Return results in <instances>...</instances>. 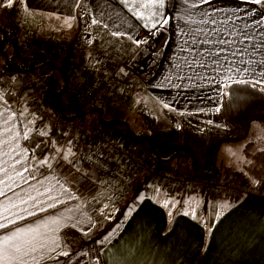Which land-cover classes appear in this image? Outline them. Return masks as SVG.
Listing matches in <instances>:
<instances>
[{"label":"crops","instance_id":"obj_1","mask_svg":"<svg viewBox=\"0 0 264 264\" xmlns=\"http://www.w3.org/2000/svg\"><path fill=\"white\" fill-rule=\"evenodd\" d=\"M25 4L27 10L25 5H19L18 14H21V19L20 24L19 21L17 22L20 28L27 30L26 33L36 32L43 37L53 35L59 39L66 31L74 36L76 31L80 30L79 37L85 43V39L81 37L88 29L92 38L98 39L102 47H98L96 42H94V47L97 49L95 52L90 47H85L84 66L94 67L102 74H107L119 59L139 49L141 44L137 45L134 43L135 40L144 41L155 29L167 30L170 34L169 39L156 60L154 73L144 82L146 85L144 87L152 88L151 82H157L154 88L166 93L165 101L168 106L179 114H185L184 120L179 123L180 126H177L182 132L180 141L185 140L189 133V143H184L182 146L191 147L192 150L189 152L195 156L199 165L209 168L216 164L221 170L240 172L253 190H239V197L232 200L229 197L205 195L202 192L197 195L194 191L198 190L181 189L172 192L156 185L157 188L152 189L150 195L143 196L145 197L143 202L139 203L137 210L111 241L100 245L94 241H98L112 227L105 226L107 220L98 215L97 206L100 202L98 198L92 197L93 194L90 195L88 187L92 186L95 189L96 182L102 183L103 188L107 187L96 175L83 172L76 162L73 166L64 161L57 169L54 166L51 169L37 168L32 173L36 178L30 179L28 183L20 181V186L14 187V192L19 193L21 198L27 199L29 193L33 196L37 195L35 189L44 192L45 188L55 186L51 193L38 196V200L46 201L48 195L68 200L67 194H61L60 184H63L80 199L70 200L55 209L40 212L39 207H32V201L28 204H20L14 192H8L7 196L17 203L18 207L10 209L7 213L4 212L8 200L0 197V223L7 224V227L0 229V237L10 234L17 228L34 226L53 215H59L65 208H75L91 202L89 207L95 211H89V207H85L84 211L93 216L97 221V227L87 236L78 228H63L59 235L62 242L68 245L67 250L71 255L46 259L41 261V264H97V261L99 264H113L114 259L121 260L123 264H264V185L263 188L255 191L256 187L250 184L244 174V172L254 173L258 183L264 181V130L254 125L260 120L253 119L254 122L247 126L245 131L241 129L239 134L227 135L225 133L238 124L237 120L244 117L221 123L214 117L202 116L205 110L220 106L226 90L224 85L227 73L224 69L231 66L224 60L225 56L229 61L264 59L261 52L250 48L249 42L240 44L237 40L238 33L242 31H248L257 37L262 34L261 29L256 27V21H264V7L251 3V0H208L207 3H201V0H165V7L159 11L168 18L169 22L163 27L158 24L155 29H151L150 26L145 27L147 21L130 10V3H125L124 0H25ZM192 4H196L197 7H191ZM42 11L58 13L61 15V20H68L72 26L49 24L47 18L41 15L44 13ZM204 13L208 15L205 16ZM84 20L89 24H84L82 22ZM93 20L98 23L93 24ZM201 20H215L216 23L204 24L200 22ZM221 21L226 23L222 24ZM245 25L249 27L245 28ZM216 29L221 30L219 34ZM113 32L124 35L113 36ZM204 33L208 34V43L203 42ZM221 37L226 40H237L232 50L248 47L251 56L243 53L240 57H232L229 51H225L219 57H215L223 64V68L218 67L213 62L215 52L221 47L225 49L229 47L215 43ZM91 42L93 41H90V44ZM112 43L114 50L110 48ZM124 50L128 53L123 52ZM210 51L213 53L212 56L208 55ZM254 66L257 67V71L264 69V66ZM242 78L251 79V77ZM18 103H22L20 97L17 101L8 102L7 105L0 101V110L7 106L12 111L20 113L22 110L17 107ZM25 105L28 107L26 103ZM30 109L27 108L25 116L29 120H35L36 114ZM198 124L206 125V128L198 127ZM116 125L117 123L114 127ZM35 126L41 127L38 120H35ZM253 129L258 132L253 134ZM48 133L50 135L51 131ZM238 136L243 138L236 142H219L223 138ZM149 137L152 140L151 135ZM252 137H257L258 146L255 145ZM41 138L43 140V137ZM143 143L148 155L156 147V142L154 140L149 142V138H143ZM22 144L31 147L27 141H22ZM239 144L243 157L240 158L239 153H235L226 161L222 159L221 151L225 145H234L238 148ZM212 148L214 153L209 157ZM31 163L33 164L34 161ZM29 175L25 173V176ZM41 180L44 181L42 185L38 183ZM80 186L85 187L84 190ZM113 196L118 200V196ZM128 199L129 197L126 198L127 201ZM165 199L180 202L171 209L172 218L167 214L168 209L161 206V202ZM185 201L188 203L186 204ZM225 201L232 206L226 209L217 221L215 213L219 210L218 206ZM44 206L46 207V204ZM25 208L36 212V215L28 216L27 212L22 211ZM184 208H188L190 213L192 208H195L197 219H192L191 215H183ZM5 215L9 219H15L16 222L8 224V221L3 219ZM19 216L25 218L19 219ZM212 225L214 226L211 232H208L207 227ZM80 227L87 231V225Z\"/></svg>","mask_w":264,"mask_h":264},{"label":"snow or ice","instance_id":"obj_2","mask_svg":"<svg viewBox=\"0 0 264 264\" xmlns=\"http://www.w3.org/2000/svg\"><path fill=\"white\" fill-rule=\"evenodd\" d=\"M125 3H130V10H132L136 15L141 19H145L147 22L145 27L155 29L159 24L161 27L168 24V18L163 16V13L159 9L165 7V0H124ZM208 0H201V3H207ZM14 3H19L25 5V10H27V5L25 0H6L2 2L0 0V7L13 8ZM251 3L257 5H264V0H251ZM191 7H197L196 4H192ZM145 12L147 15H145ZM207 16V13H204ZM159 17V19H157ZM201 23L207 24L209 22L216 23L215 20H201ZM93 24H97L98 21L93 20ZM221 23H226V21H221ZM65 24L68 27H71V23L68 20H65ZM248 25H245V28H248ZM256 27L261 29V35L258 37L250 34L248 31H242L238 33L237 40L240 44L249 42L250 48L254 51L261 52L264 55V21H256ZM217 34L221 31L220 29L215 30ZM113 36H121L124 33L113 32ZM205 40L204 43H208L207 33H204ZM129 39H132L129 37ZM237 40H226L218 38L215 43L220 45H228V49L223 47L219 51L215 52L213 62L218 65V67L223 68V64L215 57H219L221 53L229 51L232 57H240L241 54L247 53L251 56L248 47L236 48L232 50L236 45ZM134 43L137 45L141 43H146L145 41L135 40ZM208 55L212 56L213 53L210 51ZM224 60L227 61L231 66L227 69H224L227 73L225 88L230 87L231 84H250L253 88L257 85H261L260 91L264 92V69L257 71V66H264V59L244 61L242 59L228 60V57L225 56ZM240 64H244V67H240ZM242 77H251L242 78ZM224 95H229L228 92L223 93ZM0 101L4 102V105H7V100L4 99L3 95H0ZM167 107V105H165ZM217 112L220 111V108L215 109ZM26 111V110H25ZM34 115V114H33ZM47 128H37L35 126V120H29L25 116V112L22 111L17 113L12 111L10 107H4L3 110H0V197H5L8 200V205L4 207V212H9L10 209L18 207V204L13 202L10 197L7 196L8 192H14V187H19V182L28 183L30 179H35V175L32 174L39 167L52 168V160H55L56 157H49L47 154L44 155L42 159H39L37 164H32L31 161L36 159L37 150H42L43 140L40 142H34L31 147L25 146L22 144V141H32L33 135L38 137H47L48 136ZM55 141H52V144L55 145ZM68 144L71 145L72 141L69 140ZM54 151L59 155L60 160L67 161L69 164L75 166L74 161L70 157L75 156V152L71 147H68L66 150H61L60 148H54ZM79 171V169H77ZM25 173H29V176H25ZM39 184H44V181H38ZM59 183V181H57ZM254 183H258L254 181ZM55 187V186H53ZM53 187L45 188L44 192H40L38 189H35L37 192L36 196L27 194V199L20 197L19 193H15L20 204H28L29 201H32V207H39L40 212H46L49 209H55L61 204H67L70 200H79L74 192L70 188L66 187L63 184H60L61 194H67L68 200L60 199L59 196L48 195L46 201L38 200V196L45 195V193H51ZM159 192V189H157ZM111 200L112 198L109 197ZM145 197L139 196L137 202L129 204L128 207L123 212V218L117 221L115 227L103 235L98 241L100 245L110 242L113 236L120 231L122 225L126 223L132 216V214L137 210L139 203H142ZM88 205H78L75 208H65L64 212H61L59 215H53L50 218L37 223L34 226H29L26 228H17L15 231H12L10 234L0 237V264H41L43 260L56 259L59 256L68 257L70 252L67 250L68 245L62 242L59 233L63 228L71 227L78 228L85 236L89 235L92 229L97 227V221L93 219V216L89 212L84 211L85 207ZM180 203L179 201H170L163 200L161 206L165 209H168V216L172 218V208H175L176 204ZM187 204L188 202L185 201ZM46 204V207L44 206ZM171 206V207H170ZM232 205L225 201L221 203L218 208L219 210L215 213V219L218 221L223 215L224 211L230 208ZM110 209L109 204H104L103 207L99 210L98 215L103 217L104 220H112L116 212H119V208ZM22 211L27 212L28 216L36 215V212L28 211L27 208L22 209ZM89 211H95L89 207ZM183 215H191L192 219H197L196 209L192 208L191 213L188 208H184ZM15 215V213H13ZM24 216H19V219H24ZM4 220L8 221V224H14L15 219H9L8 216H3ZM81 225H87V231L84 230ZM214 225L208 226L207 231L211 232V229ZM7 227V224L0 223V229ZM85 255L87 253H84ZM99 264V261H97ZM113 264H123L119 259H114Z\"/></svg>","mask_w":264,"mask_h":264},{"label":"trees","instance_id":"obj_3","mask_svg":"<svg viewBox=\"0 0 264 264\" xmlns=\"http://www.w3.org/2000/svg\"><path fill=\"white\" fill-rule=\"evenodd\" d=\"M260 6L264 7V5ZM18 11L16 5L13 8L0 7V87L3 90L4 99L7 102L17 101L29 81L37 82L39 91L36 92V95L46 109L54 115L51 120L50 131L54 140L58 142H63V134L67 125L76 120H83L84 118L86 124L87 119L96 116L97 125L103 123L107 126H114L116 124L114 122L122 123V120L116 117L105 119L103 116L104 109L96 107L83 111L79 105L67 101V94L74 77L83 70L85 65L86 48L85 43L79 37L80 30H77L71 39H61L51 45L42 46L40 44L38 47L25 50L22 48L21 28L17 22ZM260 88L258 86L253 88L250 84H231L225 90L229 95L223 94L219 106V113L222 118L231 120L250 116L263 109L264 92L260 91ZM31 98H27L26 103L33 111L38 112L39 108L37 109L34 99ZM65 102L69 109L68 112H64L61 107ZM124 133L129 135L132 134V131L128 126H125ZM134 135H143L145 138H149L150 142L152 141L150 135L145 132H138ZM242 138V136L223 138L219 142H236ZM41 140V137L33 135V140L27 142L32 146L34 142ZM172 144L174 148L177 147L174 150H169L165 156L160 155L157 147H155L149 153L151 162L155 165L167 162L176 169L182 170L186 160L192 168L191 174L201 180L218 181L224 175L223 173L227 172L222 171L216 164L209 168L199 165L195 156L182 146V141H174ZM177 144H181V146ZM46 150L43 143L42 150H37L36 153L43 154ZM90 173L97 176L96 172L91 171ZM228 174L229 184L233 185L231 188L243 184L247 190H252L240 172L231 171ZM149 180L150 174L148 173L134 181L127 201L128 204L135 203L138 196L147 190ZM215 196L218 195L215 194ZM234 196L236 199L239 197L238 195Z\"/></svg>","mask_w":264,"mask_h":264},{"label":"rangeland","instance_id":"obj_4","mask_svg":"<svg viewBox=\"0 0 264 264\" xmlns=\"http://www.w3.org/2000/svg\"><path fill=\"white\" fill-rule=\"evenodd\" d=\"M2 2H6V0H2ZM14 5H16L19 9V3H14ZM19 12V11H18ZM44 13H41L42 16H45L47 18V23L49 24H59L62 26H65V21L61 20V15L55 12H47V11H42ZM18 15V20L19 24H20V19H21V14H17ZM82 15V13H81ZM84 24H89L88 22H86V20L82 21ZM27 31L25 28H21V34H22V42L27 41V37H26V32ZM31 31V30H28ZM32 35H36L39 37L41 42H38L36 45H51L52 43H55L61 39H71L73 38V36L71 35V33H68V31H66L64 33V35H62L59 39L55 38L53 35L48 36H41V35H37L36 32L33 34L31 32ZM52 36V38H51ZM81 38L85 39V47H90L91 50H93L95 52V50H97L94 47V42L97 43L98 47H102L101 43L99 42L98 39H94L92 38V35L88 32V29L84 32V34L82 35ZM55 39V40H54ZM90 41L91 42L90 44ZM32 47H24L22 45V48L27 50L30 48L34 47V43H31ZM36 46V47H38ZM106 44L103 45V47H105ZM111 50H114V43H112ZM136 49V46L134 47ZM123 52H125L126 54L128 53L126 50H124ZM136 52V50H135ZM123 58L119 59L118 62L122 61ZM118 62L114 63L111 70H113L116 65L118 64ZM110 70V71H111ZM109 71V72H110ZM108 72V73H109ZM152 76V75H151ZM78 75L76 74L74 77V80L72 82L71 88L68 91V96H67V101H71V102H75L77 101V96L81 93L79 92V82L77 80ZM150 76H133L130 78V81L132 82V95L131 98L129 100V102L126 105H122V106H115V107H107L104 108V118L108 119V118H113L116 117L120 120H122V123L118 122H114L117 123V125L114 127L113 125H106L103 123H100L99 125H97L96 122V116L91 117L90 119H87L86 124H85V119L83 118V120H81L83 122V124L85 125V127H89L92 129H99V130H105L108 132H114L115 128H118L117 131L122 130L125 131V126H128L131 131L132 134H129L128 136L131 138V136L133 137H137L142 139L145 138L143 135L141 136H136L134 135L135 133L138 132H145L147 135H151L152 137V141L154 140L156 142V147L158 149V153L162 156H165L166 153L169 150H174L177 146H173L172 142H176L178 140H180L181 138V131L180 129H178L177 126H180V122L184 120L185 114H179L177 112H175L173 109H171L168 104L165 101V92H162L160 90H157L154 88L155 84H158L157 82H151L152 88H148V87H144V82L147 81V79ZM139 86H141V88H139ZM146 86V85H145ZM0 95H3V90L0 87ZM4 96V95H3ZM34 99L35 105L37 107V109L42 106V110H37L36 111H32V109H30V106L28 105L29 109L31 112H35L36 116L34 117L35 120H38V122L41 124L40 128H47L48 131H50V124H51V120L54 118V115L46 109V107L44 106L43 103H41V101L39 100V98L37 97L35 92H29L27 90H24L22 92V94L20 95V99L22 101V103H18L17 107L20 108V110L25 111L27 110L28 107H26L25 103H26V99L30 98ZM76 99V100H75ZM77 103V102H76ZM20 104V105H19ZM27 104V103H26ZM78 105V104H77ZM165 105H167V107H165ZM62 110L64 112H68L69 109L66 106V102L65 104H63L62 106ZM199 112V111H198ZM26 113V111H25ZM202 116H208V117H214L216 120L220 121L221 123H224V121H226L225 119L222 118L221 114L219 112H217L215 109H207L205 110L204 114ZM255 118H259V122L254 124L255 127H261L262 130H264V108L255 112L254 114L250 115L249 117H244L241 120H237V125L233 127V129L231 131H227L225 134L227 135H234V134H239L240 130L242 129V131H245V128L247 126H249L252 122H254L253 119ZM112 123V124H114ZM68 126L66 127L65 133L63 134L64 136V140L63 142H58L55 141L53 136L48 135L47 137H43V141H44V147L47 149L43 154L42 153H36V159L34 160L33 164H37L39 159H42L44 157L45 154H47L49 157H53L55 156L56 159L52 160V166H54L55 169L59 168L61 163H63V160H60L59 155L54 151V148H60L62 151L66 150L68 147H71L73 149V152H75V156L70 157V159H72L74 162H76V155L78 153V147L77 144L72 142L71 145L68 144L67 139H65L67 137L68 134ZM198 127L201 128H206V125H200L198 124ZM241 131V132H242ZM258 132L256 129H253V134ZM189 134V133H188ZM186 135L185 140H182V144L184 143H189V137L190 135ZM258 137V135H257ZM257 137H252L253 142L255 143L256 146H258V141L256 140ZM192 140V139H191ZM52 141H55V145L52 144ZM150 142V141H149ZM168 142H170V145L168 144ZM195 144V141L193 142V145ZM178 146H180L181 144H177ZM240 146H238V148H236L237 146L234 145H225L222 148L221 151V157L222 159H224L225 161L227 160L228 157H230L232 154L235 153H239L238 157H243L242 153H241V144H239ZM185 148V147H184ZM188 152L191 149V147L189 148H185ZM195 149V148H194ZM240 151V152H239ZM145 152L147 153L148 151L145 150ZM226 152V153H225ZM214 153V149L212 148L210 150V156L212 157V154ZM224 153H225V158H224ZM186 161V160H185ZM226 164V162H224ZM153 167H158V166H165L167 168V170L169 172H172L174 175L179 176V178H185V176H187V179L189 180V184L190 187L183 189V190H198V191H194L195 194L200 195L202 193L207 194V195H213L215 196V194H217L218 196H222V197H229L232 200H236L234 195H240V191L239 190H243V189H247V187H245L243 184H239V186H236L235 188H231L233 185L229 184V174L231 172V170H222V171H227L225 173H223L224 175H222V177L218 180V181H213L212 179L210 180H201L198 178H195L192 174H191V170L192 168H190V166L188 165V162H184V168L182 170L180 169H176L174 166H172V164H169L167 162H161L157 165H155L154 163H152ZM245 176L247 178V180L250 182V184H254V186L256 187V190H260L261 188H263L264 185V181L262 180V182L254 183V181L258 182V180L256 179L254 173H245ZM260 173H258L259 175ZM262 175V174H261ZM71 177V176H70ZM97 184H95V186H97L95 189L92 188V186L88 187V189H90V195L93 194L92 197L98 198L99 200V205L97 206L98 211L103 207L104 204H109L110 205V209L112 208H119L120 211L115 213V216L112 220H107L106 221V225H109V227H115L117 221L121 220L123 218V212L124 210L128 207V202L126 200L127 197L130 196V194L127 195V197L125 196V198L122 197H118V200L113 198V193L108 189V188H103L101 186L102 183L100 182H96ZM207 183L209 184V188L206 189L207 187ZM214 188H216L215 190H213L211 188V184ZM247 183V182H246ZM262 184V185H260ZM148 185V189L149 191H143L139 196H146V195H150L152 193V189L157 188L156 184L153 183V181L149 180L147 182ZM80 188L82 190H84V188L82 186H80ZM179 188V187H178ZM169 191L170 189L167 188ZM252 189V187H251ZM238 190V192H237ZM253 190V189H252ZM156 191V190H155ZM153 191V192H155ZM131 192V191H130ZM129 192V193H130ZM138 196V197H139ZM109 197H111L112 199L110 200ZM138 198L136 199L135 202H137ZM104 219V218H103ZM114 220V221H113ZM111 224V226H110Z\"/></svg>","mask_w":264,"mask_h":264},{"label":"built area","instance_id":"obj_5","mask_svg":"<svg viewBox=\"0 0 264 264\" xmlns=\"http://www.w3.org/2000/svg\"><path fill=\"white\" fill-rule=\"evenodd\" d=\"M169 36L167 30L151 31L145 38L146 43H141L135 53L127 54L107 74H102L94 67L84 66L77 74L81 93L75 102L83 111L126 105L133 92L130 78L151 76L154 73L156 60L163 52ZM26 37L27 41L23 44L26 48L31 43L36 47L41 42L38 36L31 33H27ZM25 90L38 92V83L29 81ZM42 108L40 106L38 110ZM65 139L77 144L76 164L79 168L83 172H96L99 180L115 196L128 195L134 181L148 173L150 181L159 187L169 188L172 192L190 187L187 176L179 178L165 166L153 167L142 139L130 138L123 131L92 129L83 126L81 120H76L69 124ZM210 185L213 190L216 189L212 183ZM208 188L207 183L206 189Z\"/></svg>","mask_w":264,"mask_h":264},{"label":"bare ground","instance_id":"obj_6","mask_svg":"<svg viewBox=\"0 0 264 264\" xmlns=\"http://www.w3.org/2000/svg\"><path fill=\"white\" fill-rule=\"evenodd\" d=\"M28 33H30V32H28ZM27 34V33H26ZM25 43V41L24 42H22V44H24ZM29 47H31V45H29ZM74 104H78V103H76V102H73ZM79 105V104H78ZM80 106V105H79ZM80 108H81V106H80ZM81 110H82V108H81ZM82 120V119H81ZM82 122V121H81ZM82 124H83V122H82ZM83 126H84V124H83Z\"/></svg>","mask_w":264,"mask_h":264}]
</instances>
